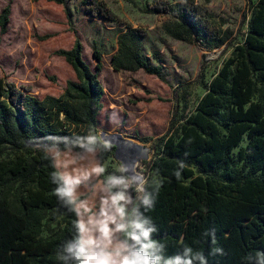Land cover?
<instances>
[{
	"label": "trees",
	"instance_id": "obj_1",
	"mask_svg": "<svg viewBox=\"0 0 264 264\" xmlns=\"http://www.w3.org/2000/svg\"><path fill=\"white\" fill-rule=\"evenodd\" d=\"M249 2L251 17L243 41L207 84L201 82L205 94L181 123L174 120L178 92L187 87L173 91L176 105L169 129L155 143L152 160L142 162L156 175L145 186L155 198L145 215L158 230L154 238L166 243V256L191 247L208 264H258L256 253L264 252V0ZM85 5L91 17L116 18L103 1L86 0ZM8 12L0 16L3 30ZM145 12L162 18L173 40L197 36L211 39L218 49L232 34L209 27L206 19L211 15L191 3H153ZM145 36L140 28L121 32L111 65L117 72L142 71L165 81L162 65L150 64L143 51ZM54 55L64 58L75 75L60 96L38 98L8 88L0 79V264H61L57 252L75 234L76 217L54 195L55 148H70L85 164L103 165L105 158H114L115 148L106 150L98 134L102 53L93 49L95 72L83 61L79 42ZM87 136L98 137L94 153L77 146ZM245 138L248 143L240 148ZM16 185L13 205L7 191ZM47 214L53 222L61 221L44 237L50 228L44 223Z\"/></svg>",
	"mask_w": 264,
	"mask_h": 264
},
{
	"label": "rangeland",
	"instance_id": "obj_2",
	"mask_svg": "<svg viewBox=\"0 0 264 264\" xmlns=\"http://www.w3.org/2000/svg\"><path fill=\"white\" fill-rule=\"evenodd\" d=\"M58 5L45 0H0V16L8 9V23L0 26V79L6 87L27 90L38 98L46 95L60 96L68 80H75L72 68L64 58L54 55L59 49H70L75 42L82 47V59L95 72L93 49L102 53L103 69L99 75L104 88L103 109L98 115L99 133H120L149 149L150 162L155 156L153 147L165 135L175 110L173 91L178 86L187 88L178 92L176 121H182L194 112L205 94L207 84L231 57L234 47L241 43L248 31L250 21L249 0H100L115 15L110 21L91 17L86 12V0H64ZM255 1V0H253ZM153 3L180 5L191 3L198 12L211 15L207 25L232 34L221 48H213L214 41H177L166 35L162 18L145 12ZM127 28H140L146 36L143 51L150 64L163 67L161 81L142 71L117 72L111 65V57L118 52V36ZM178 124L176 123L173 131ZM111 130V131H109ZM245 138L240 148L246 147ZM234 151L237 156L239 149ZM106 174L115 172L121 164L113 157L104 159ZM240 164H237V168ZM137 174L156 177L140 162ZM17 185L8 190V198L16 204ZM132 195L135 198L134 190ZM47 214L44 223L48 236L60 224Z\"/></svg>",
	"mask_w": 264,
	"mask_h": 264
},
{
	"label": "clouds",
	"instance_id": "obj_3",
	"mask_svg": "<svg viewBox=\"0 0 264 264\" xmlns=\"http://www.w3.org/2000/svg\"><path fill=\"white\" fill-rule=\"evenodd\" d=\"M97 142L98 137L87 136L77 146L94 153ZM101 142L106 150L110 148L108 141ZM53 155L58 169L52 174L57 185L54 195L76 217L75 234L57 252L61 264H208L204 254L191 247H184L182 254L164 255L167 245L154 238L158 230L145 215L155 198L146 191L148 181L142 172L127 176L128 166L121 165L119 175H105L101 163L85 164V158L70 148H55ZM93 178L96 183L89 185ZM82 186L89 195L81 196ZM130 190L135 191V198ZM158 190L159 185L154 187ZM256 258L258 264H264V252H257Z\"/></svg>",
	"mask_w": 264,
	"mask_h": 264
},
{
	"label": "water",
	"instance_id": "obj_4",
	"mask_svg": "<svg viewBox=\"0 0 264 264\" xmlns=\"http://www.w3.org/2000/svg\"><path fill=\"white\" fill-rule=\"evenodd\" d=\"M100 140H106L111 146L115 148L114 159L118 161L121 165L128 166V172L125 173L127 176L137 175L136 167L140 162L147 161L149 159V149L146 153H141L135 150L132 146L126 144L120 139H113L109 137L106 133L101 132L99 134Z\"/></svg>",
	"mask_w": 264,
	"mask_h": 264
},
{
	"label": "bare ground",
	"instance_id": "obj_5",
	"mask_svg": "<svg viewBox=\"0 0 264 264\" xmlns=\"http://www.w3.org/2000/svg\"><path fill=\"white\" fill-rule=\"evenodd\" d=\"M109 137L113 138V139H120L122 141H124L126 144L132 146L135 150L141 152V153H146L147 150L145 149L144 146L136 143L135 140L125 137L120 133H114V134H107Z\"/></svg>",
	"mask_w": 264,
	"mask_h": 264
},
{
	"label": "crops",
	"instance_id": "obj_6",
	"mask_svg": "<svg viewBox=\"0 0 264 264\" xmlns=\"http://www.w3.org/2000/svg\"><path fill=\"white\" fill-rule=\"evenodd\" d=\"M109 131H111V130H109ZM95 183H96L95 178H93L91 181H89V185H92V184H95ZM80 192H81V196H85V195H89L90 194L89 192L86 191L85 186L81 187Z\"/></svg>",
	"mask_w": 264,
	"mask_h": 264
}]
</instances>
